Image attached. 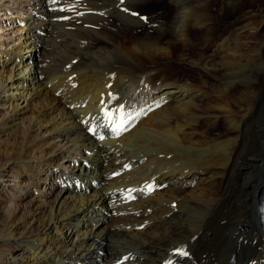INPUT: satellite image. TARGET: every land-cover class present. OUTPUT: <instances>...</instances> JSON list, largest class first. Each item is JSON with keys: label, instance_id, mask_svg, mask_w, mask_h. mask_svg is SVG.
Listing matches in <instances>:
<instances>
[{"label": "bare ground", "instance_id": "bare-ground-1", "mask_svg": "<svg viewBox=\"0 0 264 264\" xmlns=\"http://www.w3.org/2000/svg\"><path fill=\"white\" fill-rule=\"evenodd\" d=\"M137 9L0 1L22 18L16 44L0 41V264H264V17L257 90L208 93L160 66L174 53L162 39L187 32L142 29L152 14ZM245 48L239 35L230 58ZM106 233L118 242L97 244Z\"/></svg>", "mask_w": 264, "mask_h": 264}, {"label": "rangeland", "instance_id": "rangeland-1", "mask_svg": "<svg viewBox=\"0 0 264 264\" xmlns=\"http://www.w3.org/2000/svg\"><path fill=\"white\" fill-rule=\"evenodd\" d=\"M0 1L9 4L19 5L22 1H27V0H0ZM129 1L131 3L137 4L138 7L137 11L139 10L142 13L145 12L144 15L150 13L152 14V19L154 17L159 18L156 21H153L152 19H148V18H145L144 20L142 19V23H140L141 25H143L142 29H147L148 27H152V28H162L168 30L174 29L178 31L187 32L188 35L187 36L188 38H186L187 40L186 39L182 40L174 36L173 37L168 36V38L165 36V38L162 39L163 43L168 44L170 46L172 45L171 47L174 52L170 58H166V61L165 59H162L160 62V66L163 67L169 79L178 78L179 80L189 81L187 82L189 86H190L189 83L191 84L193 83V85L190 87L192 88L194 87V89L196 90L198 89L199 91H204V92L207 91L208 93L227 91L229 89H234L236 86L241 87L238 89H243L249 87L252 84L254 85V90H257L258 88L257 55H258V42L260 40V38L258 37V19L259 17H264V0H181L183 3V7H185L183 8L185 12H180L176 16L172 15L175 8L173 4L175 3V1H180V0H172V1L171 0H145V1L129 0ZM207 1H209L210 3L208 6L206 5ZM205 5L209 10L207 8L202 7ZM141 8L144 12L141 11ZM179 10L181 11L182 8L180 7ZM206 10H208V12ZM161 13L164 15H162ZM194 14L195 16H193ZM210 14H212V16ZM192 18L195 20H193ZM204 18L206 19L210 18L209 20L211 23H209L208 20L205 21ZM17 19H22V18L17 16L16 13L6 14L5 12L4 13L0 12V37H3L2 40L0 41L4 42V45H6V43L8 42L6 48L11 49L13 44H16L15 39L17 33H15L14 31H17V29L21 26V24L18 23ZM162 19H164L165 21ZM156 22H158L159 24ZM188 26H190V28ZM64 27L69 28L70 26L68 27L64 26ZM81 27H82L81 25L76 24L70 27L69 29L80 30ZM206 28L209 29L212 28L211 29L212 32L211 30H209L210 32H208L209 37L207 36V33L206 35L204 34L206 32L205 31ZM191 30L193 33L191 32ZM239 35L241 42L244 43L246 48L243 49L245 52V53L243 52L242 54L243 57L239 56L238 60L237 59L234 60V58H230L232 57V53L230 52V50L234 48L236 38ZM39 36L42 37V34H39ZM7 37L8 40L3 41ZM172 38L175 39V41L170 40ZM209 38L211 39V41ZM224 39L226 40L224 41ZM9 42L11 45L9 44ZM225 49L227 52V56L224 57L223 53ZM40 52H43V50L41 51L36 50L34 52V57H33L34 60H39L38 58L40 57ZM2 53L3 52H0V57H3ZM46 53H47V57H45ZM46 53L45 54L43 53V57H42V59L46 58L45 61H43L42 64L43 67H47L51 63H53L51 62L53 59L48 58L49 52ZM228 57L230 60L228 59ZM228 61L230 62L228 63ZM70 64L71 63H67L66 67H69ZM58 66L60 67L61 65ZM202 76L203 78L206 76L205 77L206 79L205 78L203 79L204 81L202 80ZM255 77H256L255 79L256 82L254 81ZM194 84H196L197 86L195 87ZM201 88L204 90H200ZM113 101L114 100H112V102ZM110 114L111 116L113 115L112 112H110ZM110 114L108 112V115L107 114L106 115L109 116ZM107 116H105L106 119ZM113 120L114 119L110 121ZM225 127H226V123L223 120H219L216 129L220 130ZM252 159H254L257 162L258 157L253 156ZM113 174L115 175V173ZM193 181L194 180L186 181V182L184 181V186H193L195 184L193 183ZM10 189L11 187L10 188L7 187L1 190L0 207L2 206L4 207V204L6 205L7 200L10 199V194L8 192ZM32 189L33 188H30V191H32ZM30 197H32V195H26L25 196L26 199L23 200V202L26 203ZM111 205L113 206L112 203ZM110 208L111 207L109 206V204H107L106 210L109 213L106 212V214L108 215L110 213L112 214L113 212V209ZM99 239L97 238L96 242L101 246H106L107 244H111L110 241L112 242V244L115 243V241L118 242L117 236H113L110 233H106L104 236H102V238L99 237ZM122 240L125 241V238H123ZM100 242L102 243L100 244ZM18 252L20 253V251Z\"/></svg>", "mask_w": 264, "mask_h": 264}, {"label": "clouds", "instance_id": "clouds-1", "mask_svg": "<svg viewBox=\"0 0 264 264\" xmlns=\"http://www.w3.org/2000/svg\"><path fill=\"white\" fill-rule=\"evenodd\" d=\"M9 207H15L16 205H15V201L13 200V201H9V205H8Z\"/></svg>", "mask_w": 264, "mask_h": 264}]
</instances>
